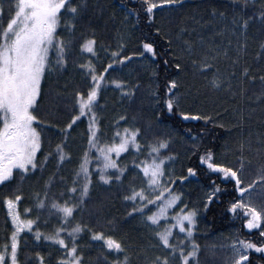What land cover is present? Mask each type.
<instances>
[{"label": "snow or ice", "instance_id": "6c2138e0", "mask_svg": "<svg viewBox=\"0 0 264 264\" xmlns=\"http://www.w3.org/2000/svg\"><path fill=\"white\" fill-rule=\"evenodd\" d=\"M230 3V20L224 11L217 12L213 9L211 13L214 19L218 16L219 20L224 22V31H230L232 35L239 33L246 36L251 23L258 20L264 24V2L253 15H247V10L254 6V0H230ZM140 4L143 14L151 22L158 11L182 8L184 0H140ZM127 11L129 15H140L136 9ZM90 13L94 14L90 0H0V188H8L12 184L16 178V170L23 179L47 168L53 160L57 169L45 182L43 192L34 194L33 207L24 210V216L35 212L34 219L23 218L19 211V205L24 198L21 188H12L9 194L0 197V203L6 207L11 223L8 242L0 246V264H86L84 252L78 243L83 233L90 234L91 242L100 244V255L95 264H130L128 245L124 239L115 238L110 232H105L103 227L95 230L83 221H76L77 213L83 212L91 198L95 184L110 187L114 183H122V177L129 169L127 166L121 167L119 161L122 154H127L130 150L134 152L135 157L145 150L147 155V158L139 163L133 160V168L142 174L144 185L139 189L130 185L123 200L132 205L127 213L128 217L139 216L141 223L155 229V248L159 250V254L148 258V264H200V246L193 238L197 226V209H189L185 204L176 212L183 202V196L181 193H174L173 189L167 186L176 183L172 173L166 171L176 157L162 156V153L169 149L170 140H145L142 145L140 141L145 132H151V124L146 129L125 127L121 131L120 122H127V117L121 116L113 125L115 131L109 138L112 142L101 143L104 133L98 109L102 91L112 89L119 92L121 97L131 98L139 87H130L129 83L120 77L111 78L110 73L122 70L133 60L143 59L148 54L154 59V45L142 43V51L126 55V45L122 42L112 51L109 50L111 46L105 47L101 44L99 48L109 61L104 66L97 47L96 33L91 27ZM185 31L186 29H182L181 34ZM184 43L195 70L201 74L214 70L213 62L222 51L219 46L209 48L203 56H197L194 52V42ZM200 43L204 44L203 37L200 38ZM246 47V43L238 45L239 49ZM260 48L258 55H264V43ZM223 55L228 56L227 50H223ZM70 58L81 74V80L72 93L70 110L74 114L70 115V120L64 127L59 128L54 123L45 122L38 117L36 110L42 97V82L46 74L55 70H66ZM235 63L237 61L234 60L233 64ZM175 68L177 71L183 70L179 62L175 64ZM218 73L219 69H215L210 81L215 89H220L225 84V80H222ZM243 76L249 77L248 68L243 70ZM251 79L255 81L256 77ZM259 80L264 86V75L260 76ZM228 87L230 89L231 85ZM178 88L176 79L169 81L168 98L164 100L169 114L179 107L180 97L176 92ZM261 96H264V92ZM180 118L189 121L200 120L202 117L181 112ZM203 119L208 121L211 117ZM83 120L87 121V148L82 153L70 184L63 176H59L58 183L63 185V190L51 193L53 184L57 182L59 169L72 159L71 153L65 150L67 140L74 126ZM52 128H55L63 139L40 161L38 153L43 151L44 131ZM192 139L195 141L196 138ZM193 147L195 151V144ZM247 150H252L250 143ZM255 152L259 159L254 168L255 178L251 180L246 178V173L252 168L253 160L246 158L244 142L240 144L235 165L217 163L215 154L211 151H206L199 157L200 165L205 166L209 174L216 175L221 183L233 184L236 198L228 211L234 215L242 213L240 218L244 221L243 227L249 233L257 230L262 241L256 243L237 238L229 244L213 248L214 256L217 252L230 253L223 257V264H252L250 255L253 252L260 254L261 261L264 262V142H261ZM93 164L95 168L92 167ZM196 175V170L189 167L187 176H181L179 180L183 183ZM94 176L98 177L95 182ZM224 191L227 190L212 180L210 191L206 193L204 209L207 210ZM152 208H155V211H151ZM170 211L175 214L169 216ZM44 212H47V218L43 221L45 227H49L53 218L58 224L47 233L42 232L39 227L40 214ZM149 212L151 214H147ZM168 221L171 223L161 229V223ZM108 227H112L111 221L108 222ZM175 229L184 235V240H174ZM22 233L31 234L37 243L44 241L50 248H55L58 253L55 261L53 262L51 250L47 255L36 251L21 259Z\"/></svg>", "mask_w": 264, "mask_h": 264}, {"label": "trees", "instance_id": "16d2710c", "mask_svg": "<svg viewBox=\"0 0 264 264\" xmlns=\"http://www.w3.org/2000/svg\"><path fill=\"white\" fill-rule=\"evenodd\" d=\"M262 2L264 0H254V6L248 8L247 15L257 13ZM90 3L94 12L90 13L91 27L95 30L97 47L104 66L109 61L99 48L101 44L105 47L111 46L109 50L112 51L122 42L126 45V55L138 54L143 50L141 45L145 42L152 43L156 50L154 59L148 54L143 59L133 60L122 70L110 73L111 78L120 77L125 79L130 87L135 85L139 87L131 98L121 97L119 92L112 89L102 91L98 109L104 133L101 136V143L112 142L109 138L115 131L113 125L121 116L127 117V122H120L121 131L125 127L146 129L151 124V132H145L140 141L142 145L145 140L149 142L157 138L170 140L169 149L163 152L162 156L176 157L166 168V171L172 173L176 183L167 186L172 188L174 193L182 194V207L187 204L189 209H197V226L193 238L200 246V264H223V257L230 253L217 252L214 256L212 249L229 244L237 238L261 243L257 230L249 233L243 227L244 221L240 218L242 213L234 215L228 211L236 198L233 184L221 183L216 175L209 174L206 167L200 165L199 157L204 152L211 151L215 154L217 163L235 165L240 144L244 142L245 156L253 160V166L248 169L246 178L248 180L255 178L254 168L259 159L255 149L264 142V96H261L264 86L259 80V77L264 75V55H258L261 52L260 45L264 43V24L258 20L251 23L246 36L239 33L232 35L230 31H224V22H221L218 16L214 19L211 13L213 9L217 12L224 11L230 20L232 15L230 0H184L182 8L158 11L151 22L143 14L140 0L123 2L90 0ZM128 9H136L140 15L138 17L129 15ZM182 29H186L183 34ZM201 37L204 44L200 43ZM185 41L194 42V52L197 56H203L209 48L216 46L221 48L220 56L213 62L215 65L213 71L201 74L192 67L191 57L185 49ZM243 43L247 44L246 49H239L238 45ZM223 50H227V57L223 55ZM234 60L237 63L233 64ZM178 62L183 66L182 71L175 68ZM245 68L249 69V77L243 76ZM215 69H219L218 75L225 80L224 87L220 89L213 88L210 83ZM253 76L256 77L255 81L251 79ZM172 79L179 83L176 92L180 97V104L169 114L164 100L168 98L167 85ZM80 80L81 74L74 67L71 58L66 70H55L46 74L36 115L45 122L54 123L56 127H64L70 120V115L74 114L70 110L72 93ZM181 112L200 115L202 118L184 121L180 118ZM203 117H211V120L206 121ZM86 128L87 121L83 120L71 131L65 150L71 153L72 159L59 169L57 182L53 184L51 193L63 190V185L58 183L59 176H63L70 184L82 153L87 148ZM193 137L196 138L195 141ZM62 139L55 128L45 130L43 151L38 153V160L42 161L43 156L53 151ZM249 143L252 146L251 151L247 150ZM146 158V150L138 157H135L131 150L127 154H122L120 165L129 169L122 177V183H114L110 187L95 184L83 212L76 215V221H83L95 230L103 227L105 232H110L115 238L124 239L128 245L130 264H148V258L159 254V250L155 248L157 243L154 237L155 229L141 223L139 216L128 217L127 213L132 205L123 200L130 185L138 189L144 185L142 174L133 168V160L139 163ZM54 165L55 160L42 171L23 179L16 170L14 173L16 178L12 184L8 188H0V197L9 194L12 188H21L24 198L19 205V211L23 218L34 219L35 212L30 216H24V210L33 207L34 194L42 193L45 182L57 171ZM92 167L95 168V165ZM189 167L194 168L197 175L181 183L179 178L187 176ZM93 180L95 182L98 177L94 176ZM212 180L227 191L219 194L205 210L204 201L206 193L210 191ZM151 211H155V208ZM40 215L39 227L42 232L47 233L58 226L56 219L53 218L49 227H45L43 221L47 218V212ZM109 221L112 222L111 228L108 227ZM167 225L168 223H162L160 228ZM10 232V218L7 217L6 207L0 203V246L8 242ZM174 240H184V235L180 234L178 229L174 230ZM78 243L84 252L86 264H95L100 255V244L91 242L90 234L87 233L81 234ZM50 250L54 262L58 255L55 248H50L44 241L35 242L31 234H21V259L36 251L47 255ZM250 259L252 264H264L260 254L253 252Z\"/></svg>", "mask_w": 264, "mask_h": 264}, {"label": "rangeland", "instance_id": "374dc122", "mask_svg": "<svg viewBox=\"0 0 264 264\" xmlns=\"http://www.w3.org/2000/svg\"><path fill=\"white\" fill-rule=\"evenodd\" d=\"M158 194H159V193H158ZM179 208H182V204H180L179 207H178L175 211L178 212V211H179ZM174 214H175V212H171V211L169 212V216H172V215H174ZM162 223H165V222H162ZM162 223H161V224H162ZM167 223L170 224L171 221H168ZM0 245H1V244H0Z\"/></svg>", "mask_w": 264, "mask_h": 264}]
</instances>
